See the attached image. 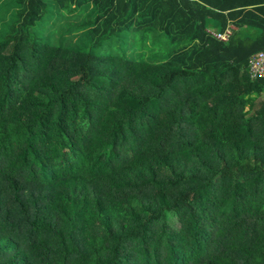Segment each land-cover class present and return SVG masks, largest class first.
Listing matches in <instances>:
<instances>
[{
    "label": "trees",
    "instance_id": "trees-1",
    "mask_svg": "<svg viewBox=\"0 0 264 264\" xmlns=\"http://www.w3.org/2000/svg\"><path fill=\"white\" fill-rule=\"evenodd\" d=\"M263 49L264 0H0V264H264Z\"/></svg>",
    "mask_w": 264,
    "mask_h": 264
},
{
    "label": "built area",
    "instance_id": "built-area-1",
    "mask_svg": "<svg viewBox=\"0 0 264 264\" xmlns=\"http://www.w3.org/2000/svg\"><path fill=\"white\" fill-rule=\"evenodd\" d=\"M234 27L230 26L223 32H211L214 39L227 43L231 38ZM247 74L251 79L264 78V49L251 55L247 61Z\"/></svg>",
    "mask_w": 264,
    "mask_h": 264
},
{
    "label": "rangeland",
    "instance_id": "rangeland-1",
    "mask_svg": "<svg viewBox=\"0 0 264 264\" xmlns=\"http://www.w3.org/2000/svg\"><path fill=\"white\" fill-rule=\"evenodd\" d=\"M230 26H233V27H234L233 24H231V25L229 24V25L227 26V28L230 27ZM234 30H235V27H234ZM207 31L218 32V31H221V29H220V26L217 24V22H212L210 28H209V26H208V30H207ZM255 107H256V108L258 107V102H256ZM174 223H175V222H174ZM174 223H173V224H174ZM173 226H176V224H174Z\"/></svg>",
    "mask_w": 264,
    "mask_h": 264
},
{
    "label": "crops",
    "instance_id": "crops-1",
    "mask_svg": "<svg viewBox=\"0 0 264 264\" xmlns=\"http://www.w3.org/2000/svg\"><path fill=\"white\" fill-rule=\"evenodd\" d=\"M230 25H231V23H230ZM218 32H223V31H218Z\"/></svg>",
    "mask_w": 264,
    "mask_h": 264
}]
</instances>
